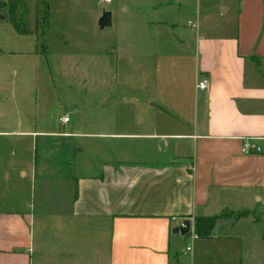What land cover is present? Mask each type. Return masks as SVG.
<instances>
[{
    "label": "crops",
    "instance_id": "obj_1",
    "mask_svg": "<svg viewBox=\"0 0 264 264\" xmlns=\"http://www.w3.org/2000/svg\"><path fill=\"white\" fill-rule=\"evenodd\" d=\"M217 3L220 19L206 6L190 27L199 79L191 102L160 98L149 105L158 112L151 123L125 115L105 135L149 140L152 155L117 156L76 175L73 148L72 168L49 174L52 165L35 164V144L72 136L53 116L41 109L36 121L18 111L17 129L0 130V138L27 142L11 152L17 160L0 156V264H264V0ZM246 139L260 151L242 153ZM223 211L252 214L218 220L210 239L194 236V217ZM183 220L191 247L173 232Z\"/></svg>",
    "mask_w": 264,
    "mask_h": 264
},
{
    "label": "rangeland",
    "instance_id": "obj_2",
    "mask_svg": "<svg viewBox=\"0 0 264 264\" xmlns=\"http://www.w3.org/2000/svg\"><path fill=\"white\" fill-rule=\"evenodd\" d=\"M21 1L27 28L39 31L20 35L0 20V130L17 129L18 111L36 121L42 110L51 121L53 116L58 129L72 136L38 141V161L52 165L49 174L67 169L73 148L76 175L93 174L117 156L136 161L152 155L149 140H110L105 135L116 132L114 122L125 115L151 123L158 112L149 105L160 98L167 105L191 102L199 79L192 60L196 31L190 27L206 6L220 19L217 0H42L48 8L43 34L44 5ZM103 12L111 14V25L100 29ZM181 42L189 48H180ZM134 106L136 113L130 111ZM181 110L171 109L188 112ZM63 115L70 122L61 126L57 118ZM40 127L31 124V129ZM25 147L27 142L0 138V156L7 162L18 158L11 156L13 149ZM166 148L161 143L160 149ZM260 226L263 230L264 221ZM191 236L185 235L183 248L192 246Z\"/></svg>",
    "mask_w": 264,
    "mask_h": 264
},
{
    "label": "trees",
    "instance_id": "obj_3",
    "mask_svg": "<svg viewBox=\"0 0 264 264\" xmlns=\"http://www.w3.org/2000/svg\"><path fill=\"white\" fill-rule=\"evenodd\" d=\"M40 3L44 5V12H43V22L44 25L40 29L41 34H43V30L47 28L48 25V8L46 4L42 0H38ZM5 9V15L2 16L0 20H7L10 25L13 27L14 31L17 34L25 35L30 33H37L39 29L37 27L34 30H30L27 28L26 23L23 20V16L26 15V8L25 5L21 0H0V10ZM43 44L41 43V46ZM39 143L35 144L34 148V161L35 164H38V157H39ZM72 168V158L70 165L66 169L67 171ZM250 211H241V212H226L223 211L219 215L213 216H197L193 218L192 227H193V234L198 239H210L214 236V229L217 225L218 220H232L236 221L241 218H244L248 215H251Z\"/></svg>",
    "mask_w": 264,
    "mask_h": 264
},
{
    "label": "water",
    "instance_id": "obj_4",
    "mask_svg": "<svg viewBox=\"0 0 264 264\" xmlns=\"http://www.w3.org/2000/svg\"><path fill=\"white\" fill-rule=\"evenodd\" d=\"M5 13V9L0 10V19ZM111 14L109 12H103L101 16L98 19V26L100 29H103L105 27H109L111 25L110 21ZM191 231L190 228V221L189 220H183L181 222V225L174 228V233H179L180 235H186Z\"/></svg>",
    "mask_w": 264,
    "mask_h": 264
},
{
    "label": "built area",
    "instance_id": "obj_5",
    "mask_svg": "<svg viewBox=\"0 0 264 264\" xmlns=\"http://www.w3.org/2000/svg\"><path fill=\"white\" fill-rule=\"evenodd\" d=\"M206 86H207L206 81H202V82H199L196 87L199 90H203L206 88ZM61 122L62 123L68 122V117H66V116L62 117ZM259 151H260V148L251 139L244 140V142L241 146V152L244 154H249L252 152L257 153Z\"/></svg>",
    "mask_w": 264,
    "mask_h": 264
}]
</instances>
